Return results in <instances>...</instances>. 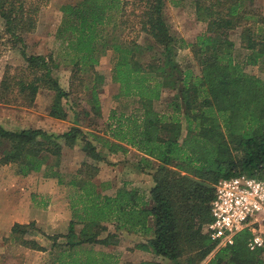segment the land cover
I'll list each match as a JSON object with an SVG mask.
<instances>
[{"label": "trees", "instance_id": "obj_1", "mask_svg": "<svg viewBox=\"0 0 264 264\" xmlns=\"http://www.w3.org/2000/svg\"><path fill=\"white\" fill-rule=\"evenodd\" d=\"M48 1L0 0L4 31L19 45L31 75L28 80L11 79L7 88L14 83L24 94V104L33 102L39 89L54 91L49 116L63 121L67 114L61 99L68 94L52 76L54 61L51 56L28 55L22 37L36 30L37 16ZM135 1L142 6L138 16L141 33L161 47V52L159 57L142 63L132 50L113 45L119 56L111 78L119 85L120 95L138 97L141 114L116 117L112 113L108 137L76 127L57 136L39 129L9 131L0 127V139L10 147L0 157V166L14 164L20 176L39 172L48 158L58 163L62 154L60 141L66 145L80 141L86 157L97 163L105 162L100 146L112 155L125 154L130 147L141 154L142 165L156 163L148 199L137 189L122 188L114 196H106L101 194L104 185L75 183L79 192L72 200L71 220L63 237L66 242L51 239L52 247L58 248L61 255L73 252L68 261L61 260L62 264H116L108 254L83 252L85 245L111 244L115 235L100 238L106 232V222L114 223L118 231L140 234L144 240L136 245L138 250L172 263L182 259L183 264H264L259 252L247 248V233L238 234L226 247L203 233L210 222V202L219 180L241 174L264 180V83L244 75L233 64L234 44L229 40L230 32L242 27L240 46L251 51L249 64L255 65L264 58V28L258 29L260 35L246 24L248 14L239 11L243 0L196 1V18L207 26L206 34L186 44L199 69L194 76L189 69L182 71L175 61L185 43L170 33L163 16L164 0ZM122 4L120 0H82L61 7L64 30L70 32L64 49L72 55L63 60L76 69L73 76L81 68L92 69L95 65L99 48H103L99 29L113 9L122 14ZM255 22L264 26V16ZM93 76L94 95L103 76L96 72ZM169 89L174 91L169 104L172 115L159 114L153 102ZM183 129L187 132L184 137ZM236 153L241 156L236 157ZM50 177L60 178L52 169ZM30 228H34L33 223L14 224L10 230L13 242L35 246V241L24 237Z\"/></svg>", "mask_w": 264, "mask_h": 264}, {"label": "rangeland", "instance_id": "obj_2", "mask_svg": "<svg viewBox=\"0 0 264 264\" xmlns=\"http://www.w3.org/2000/svg\"><path fill=\"white\" fill-rule=\"evenodd\" d=\"M80 1L82 0H49L37 16L36 30L31 34L22 35L28 55L51 56L54 61L52 76L68 94L66 99H61V105L67 114L63 121L49 116L55 99L54 91L39 89L33 102L24 104V94L18 92L14 83L7 88L11 79L28 80L31 75L20 55L19 45L5 33L4 23L0 18V127L3 129H39L57 136L76 127L85 133L108 137L113 124L110 118L112 113L116 117L141 114L138 97L120 95L119 85L113 83L111 75L119 56V51H115L113 45L132 50L135 59L142 63L160 55L161 47L140 31L138 16L142 6L135 0H120L123 3L122 14L119 9H113L99 29L103 48H99L97 62L92 69L81 68L73 76L76 69L63 60L71 59L72 55L64 49L70 32L64 30L61 7L73 6ZM196 1L198 0H164L163 9L170 33L185 43V47L177 51L175 61L182 71L189 69L194 76L199 74V69L193 60L191 49L186 47V44H191L196 38L206 34L207 26L196 18ZM243 1L239 11L248 14L246 24L256 34L261 35L258 29H263L264 26L255 21L261 15L264 16V0ZM241 31L242 27H238L229 34V40L234 44L232 62L244 75L254 76L264 83V58L258 60L255 65L249 64L251 51L241 48ZM95 72L103 76V81L96 85L97 89L93 95L91 87ZM173 97L174 91L170 89L161 93L160 98L153 102L154 110L159 114L172 115L169 104ZM182 127L184 128V125ZM186 135L187 132L183 129L182 137ZM60 143L62 154L58 163L54 158H48L39 172L20 176L14 164L0 166V264H62L61 260L66 262L72 257V251L61 255L58 248L52 247L51 239L56 238L57 243L66 242L63 237L67 234L71 220L72 200L79 192V186L75 183L88 181L97 187L104 185L101 194L106 196H114L119 189L125 188L137 189L146 199L149 197V191L154 185L152 173L157 165L152 161L149 166L142 165L141 154L135 149L128 147L125 154L112 155L100 146L98 150L104 156L105 162L97 163L86 157L82 151L83 143L80 141L73 145H66L63 141ZM94 145L98 144L94 142ZM9 148V143L0 139V157ZM235 156L239 158L241 154L236 153ZM50 169L58 173L60 178H51ZM72 183L76 186H72ZM30 223L34 224V228H30L24 237L35 241L36 245H17L10 236L12 226ZM103 225L106 232L102 233L100 238L115 235L111 244L85 245L83 252L90 250L94 256L108 254L116 264H141L145 261L156 264H183L182 259L179 263H172L150 252L138 250L136 245L144 240L140 234L118 231L112 222ZM205 226L203 233L207 235ZM79 229L80 226H77L76 231ZM82 257L84 255H81Z\"/></svg>", "mask_w": 264, "mask_h": 264}, {"label": "built area", "instance_id": "obj_3", "mask_svg": "<svg viewBox=\"0 0 264 264\" xmlns=\"http://www.w3.org/2000/svg\"><path fill=\"white\" fill-rule=\"evenodd\" d=\"M212 241L230 246L247 233V248L264 261V180L241 174L214 185L210 222L205 226Z\"/></svg>", "mask_w": 264, "mask_h": 264}]
</instances>
